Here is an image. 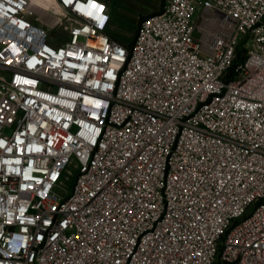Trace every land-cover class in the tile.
Segmentation results:
<instances>
[{
    "label": "built area",
    "instance_id": "obj_1",
    "mask_svg": "<svg viewBox=\"0 0 264 264\" xmlns=\"http://www.w3.org/2000/svg\"><path fill=\"white\" fill-rule=\"evenodd\" d=\"M55 1L0 0V264H264V0H165L128 43Z\"/></svg>",
    "mask_w": 264,
    "mask_h": 264
},
{
    "label": "rangeland",
    "instance_id": "obj_2",
    "mask_svg": "<svg viewBox=\"0 0 264 264\" xmlns=\"http://www.w3.org/2000/svg\"><path fill=\"white\" fill-rule=\"evenodd\" d=\"M115 8L111 14V21L108 27V33L117 37L124 43H128L132 40L133 36L137 32L141 21L149 14L155 13L162 8L165 0H113ZM69 20H65L50 33L59 36V41L65 40L67 37L68 27L70 25ZM70 172L67 176H63L59 182L61 194L70 192L73 188L74 180L77 174L76 162H73L69 166Z\"/></svg>",
    "mask_w": 264,
    "mask_h": 264
},
{
    "label": "bare ground",
    "instance_id": "obj_3",
    "mask_svg": "<svg viewBox=\"0 0 264 264\" xmlns=\"http://www.w3.org/2000/svg\"><path fill=\"white\" fill-rule=\"evenodd\" d=\"M37 3H39L42 6H45L47 8H52L56 13L59 15H62L64 13V9L61 7V5L55 1V0H36ZM45 20L52 22L53 17H51L48 13L45 11H42L41 15Z\"/></svg>",
    "mask_w": 264,
    "mask_h": 264
},
{
    "label": "crops",
    "instance_id": "obj_4",
    "mask_svg": "<svg viewBox=\"0 0 264 264\" xmlns=\"http://www.w3.org/2000/svg\"><path fill=\"white\" fill-rule=\"evenodd\" d=\"M105 1L108 3L110 13L112 14V11L114 10V8H115L116 5H114L113 0H105ZM118 1H120V0H118ZM124 1H127V0H124Z\"/></svg>",
    "mask_w": 264,
    "mask_h": 264
}]
</instances>
